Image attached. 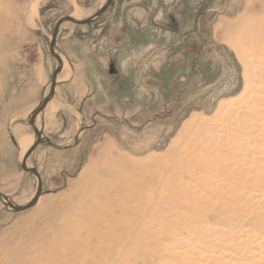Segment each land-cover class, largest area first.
<instances>
[{"label": "rangeland", "instance_id": "obj_1", "mask_svg": "<svg viewBox=\"0 0 264 264\" xmlns=\"http://www.w3.org/2000/svg\"><path fill=\"white\" fill-rule=\"evenodd\" d=\"M101 2L0 0V193L20 206L37 190L19 167L36 133L12 114L52 80L57 21ZM108 7L60 28L107 65L90 68L82 117L60 102L37 118L42 193L20 213L0 202V264H264V107L249 105L264 97V0Z\"/></svg>", "mask_w": 264, "mask_h": 264}, {"label": "crops", "instance_id": "obj_2", "mask_svg": "<svg viewBox=\"0 0 264 264\" xmlns=\"http://www.w3.org/2000/svg\"><path fill=\"white\" fill-rule=\"evenodd\" d=\"M73 34L74 30H71L64 37H61L58 34L59 36L57 39V48H59V52L61 53L65 61L69 63V70L68 72L61 70L60 73H58V82L55 86V95L53 99H51V101L53 102V105L55 107L58 103L61 102L64 107L68 108V110L72 109V113L76 114L79 117H82V111L85 104L93 98V83L89 78V72H91L90 68H93L96 65L95 60H97L102 66H106L107 61L106 59L98 60L97 57L93 56V51L96 49L91 47V39L89 35L83 34L82 36H75ZM115 56H117V54H115ZM64 76L67 78H65ZM20 84V82H17V85L15 86L16 89H13V91H11V96L15 97L16 95H18L19 90L21 91V93L22 90L25 91L24 88H19L21 87ZM48 86L43 88L40 85V96L38 97V99L36 97V94H33L31 98L23 100L17 108V111L14 110L12 116H14L15 114L19 115L17 117L20 120H23L24 118L26 119L28 115L30 116L31 113H33L38 108L41 100L48 93ZM16 126H22V124L18 122L13 123L10 127L11 131H13L14 127ZM89 127L90 126L83 127L80 132L72 135L68 141H70L71 138L75 140L81 139L83 135L89 132ZM80 134H82V137L80 136L81 138L79 137Z\"/></svg>", "mask_w": 264, "mask_h": 264}, {"label": "water", "instance_id": "obj_3", "mask_svg": "<svg viewBox=\"0 0 264 264\" xmlns=\"http://www.w3.org/2000/svg\"><path fill=\"white\" fill-rule=\"evenodd\" d=\"M112 0H107V2L104 4L103 7H101V9L95 14L93 15L91 18H86V19H82V20H76V19H72L70 17H64L61 18L57 21L55 28L53 30V34L51 35V39L49 41V52L51 57L54 60L55 63V70L52 76V80H51V86H49L50 88V92L48 94V96L46 97V99H44L45 103L43 104V107L38 108L37 110H35L33 113H31L32 115L29 117L28 119V123L30 125V127H32V129L34 130V132L37 134V139L36 142L28 149L27 152H25L26 154L24 155V157L21 160V163L19 165V167L21 168V170L27 174H31L34 175L35 179L37 180V190L35 191V195L33 196V198L27 202L26 204H24V206L20 207V208H14V207H10L7 206V203L5 201V197L0 193V202L3 204L2 206L5 207V209L10 212V213H20V212H24L30 208H33L35 206V204L38 202V199L41 195V191H42V183H41V179L39 173L37 172L36 169L33 168H27L26 165V160L28 159V157L30 156L31 152L34 151V149L39 146L40 144H51L49 142V140L46 139L45 136H43V134L39 131V129L37 127H35V125L33 124V120L40 114L43 113V111L47 108L49 102L51 101V99H53L54 97V89L55 86L57 85L56 82V73H59L60 69H61V63L59 61V57L56 54L57 51V37L60 31V27L61 24L63 23H69L72 25H89L93 22H95L96 20H98L105 12L106 10L109 8L108 6H110Z\"/></svg>", "mask_w": 264, "mask_h": 264}, {"label": "bare ground", "instance_id": "obj_4", "mask_svg": "<svg viewBox=\"0 0 264 264\" xmlns=\"http://www.w3.org/2000/svg\"><path fill=\"white\" fill-rule=\"evenodd\" d=\"M107 2V0H102V2H101V4H100V9H101V7H103L104 6V4ZM99 9V10H100ZM70 18H72V19H76L77 21L78 20H82L83 18H84V16H81V15H72V16H70ZM69 23H63V24H61V27H63V26H66V25H68ZM60 27V28H61ZM259 36V35H258ZM58 38V37H57ZM263 43V42H262ZM57 44L58 43H56V46H57ZM56 54H57V56L59 57V61H60V63H61V69H60V71L61 70H66L67 69V67H68V65H67V62L65 61V59L63 58V56L61 55V53L58 51V49H57V51H56ZM254 54H256V53H254ZM260 56V55H259ZM254 57V56H253ZM259 58V57H258ZM255 60H256V58H255ZM262 60V59H261ZM257 61V60H256ZM263 62H264V59H263ZM69 64V63H68ZM256 64V63H255ZM263 65V64H262ZM250 65H248V67H249ZM257 67H259V65L257 66ZM258 70V69H257ZM60 71H59V73H60ZM259 72V71H258ZM253 73V72H252ZM255 73H257V72H255ZM261 73V72H260ZM57 75H56V82H58V80H57V76H58V73H56ZM259 75V74H258ZM53 76V75H52ZM257 76V75H256ZM255 76V77H256ZM65 77V76H64ZM259 77H260V75H259ZM66 78V77H65ZM257 79V78H256ZM258 82V81H257ZM256 82V85L258 84ZM49 86H51V82H50V84H49ZM49 86L47 87V89H48V93L44 96V98L41 100V103L39 104V106H38V108H41V107H43V104L45 103V101H44V99H46V97L48 96V94H49V92H50V88H49ZM259 86V85H258ZM253 87H254V85H253ZM255 87H257V86H255ZM56 88V87H55ZM252 88V87H251ZM258 88V87H257ZM261 88V87H260ZM263 89V88H262ZM251 90V89H250ZM255 90V89H254ZM256 91V90H255ZM251 93H252V91H250ZM249 91H248V93H250ZM264 92V91H263ZM260 92H257V94H259ZM54 95H55V89H54ZM250 95V94H249ZM253 95V94H252ZM261 95V94H260ZM256 97V96H255ZM249 98H251L250 96H249ZM254 99V98H253ZM253 103V102H252ZM221 105V104H220ZM218 106V107H220L219 108V111L218 112H222V110L224 109V105H221V106ZM250 106L251 105H255V106H257V108H255V109H257V110H255V112H254V114H257L258 112H261V110L260 109H262L263 107H264V97H262V98H256L255 99V101H254V103L253 104H249ZM53 107H54V105H53V102L51 101V102H49V104H48V106H47V108L43 111V113L46 111H51L52 109H53ZM37 108V109H38ZM36 109V110H37ZM249 109V108H248ZM247 109V110H248ZM253 109V108H252ZM260 110V111H259ZM251 112V111H250ZM43 113H40L34 120H33V124L35 125V127L37 126V118H39V116H41V115H43ZM219 114V113H218ZM262 114H264V112H262ZM45 115V114H44ZM259 115V114H258ZM240 116H242L241 115V113H240ZM243 117H245V116H243ZM242 117V118H243ZM43 118V117H42ZM194 119V118H193ZM212 119V118H211ZM241 119V118H240ZM257 119H259V117L257 118ZM210 120V119H209ZM249 121V120H248ZM247 122V121H246ZM258 122V121H257ZM249 124V123H248ZM191 125H193L194 126V123H192ZM196 126H195V128L197 129V130H204V124H195ZM204 125V126H203ZM250 125V124H249ZM252 125V124H251ZM245 126V125H244ZM260 126V125H259ZM256 127V126H255ZM38 128V127H37ZM194 128V127H193ZM257 128V127H256ZM256 128H255V130H256ZM264 128V127H263ZM241 129H243V128H241ZM40 131V130H39ZM249 131V130H248ZM252 131V130H251ZM41 132V131H40ZM257 134V133H256ZM261 134V133H260ZM264 134V133H263ZM251 135V134H250ZM243 136V135H242ZM252 136H253V134H252ZM258 136V135H257ZM246 138V137H245ZM28 139V138H27ZM34 138H31V139H29V142L27 143V146L30 148L35 142H36V139H37V134H36V138L33 140ZM23 140V139H22ZM248 140V139H247ZM261 140V139H260ZM24 141H26V140H23V142ZM231 141V140H230ZM235 141V140H234ZM256 141V140H255ZM245 142V141H244ZM257 142V141H256ZM261 142V141H260ZM263 142V141H262ZM228 143V142H227ZM239 143V142H238ZM252 143V142H251ZM229 144V143H228ZM250 144V143H249ZM258 144H259V142H258ZM198 145V144H197ZM227 145V144H226ZM242 145V144H241ZM241 145L239 144V146L241 147ZM194 146V145H193ZM38 147V146H37ZM36 147V148H37ZM197 147V149H198V146H196ZM240 147H239V149H240ZM244 147V146H243ZM29 148H25V151L24 152H26V150L28 151V149ZM35 148V149H36ZM208 148V147H207ZM206 148V149H207ZM254 148V147H253ZM34 149V150H35ZM196 148H194V150H195ZM209 149V148H208ZM214 149V148H213ZM252 150H254V149H252ZM262 150V149H261ZM215 151V150H214ZM263 151V150H262ZM22 153L23 155L24 154H26V153ZM243 152V151H242ZM259 152V151H258ZM252 154V153H251ZM259 154V153H258ZM261 156H262V154H261ZM174 159V158H173ZM260 159V158H259ZM176 164V163H175ZM29 165V159H27L26 160V167L27 168H30V166H28ZM184 168V167H183ZM225 172V171H224ZM222 174H224L223 172H222ZM226 175V174H225ZM233 176V175H232ZM231 177V176H230ZM234 178V177H233ZM212 179V178H211ZM226 179V178H225ZM230 179H232V178H230ZM238 179V178H237ZM190 181V180H189ZM234 182V181H233ZM206 183V182H205ZM36 191V190H35ZM41 196V195H40ZM5 197V196H4ZM193 199H196V198H193ZM29 200V199H28ZM39 200H40V197H39V199H38V202H39ZM5 201H6V203H7V206H10V207H14V208H20V207H22V206H24V204H22L21 206L19 205V204H17V203H15V202H13V201H11V200H9L8 198H6L5 197ZM37 202V203H38ZM31 209V208H30ZM228 211V210H227ZM223 227V226H222ZM226 229V228H225ZM221 230V229H220Z\"/></svg>", "mask_w": 264, "mask_h": 264}]
</instances>
